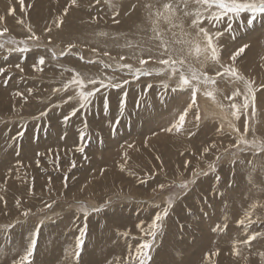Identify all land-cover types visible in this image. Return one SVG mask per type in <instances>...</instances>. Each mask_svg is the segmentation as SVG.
Wrapping results in <instances>:
<instances>
[{
	"label": "rangeland",
	"instance_id": "1",
	"mask_svg": "<svg viewBox=\"0 0 264 264\" xmlns=\"http://www.w3.org/2000/svg\"><path fill=\"white\" fill-rule=\"evenodd\" d=\"M164 2L100 0L97 4L96 0H77L72 5L71 0H25L22 8L19 0H0V29L9 30L0 42L9 38L26 40L31 35L29 26L39 37V41L27 40L29 52L9 53L8 47L23 46L10 43L0 50V68L5 69L0 74V264H11L22 255L36 228L39 236L33 264H74V257L68 253L85 225L79 264H123L129 246L134 251L147 239L141 227L147 229L155 214L167 206L169 196L174 197V203L151 249L153 259L149 264H210L207 254L217 251L211 264H264V239L257 238L250 246L237 243L252 233H264V207L259 206L264 204V154L230 147L238 143L240 134L229 127L230 122L234 123L243 132L247 121V138H264V87H260L264 85V15H258L252 25L239 28L235 39L226 34L221 41L225 65L231 63V52L248 45L235 67L246 80L255 82L256 116L248 119L250 108L236 120L227 107L225 97L236 89L245 92L244 81L215 77L211 66L204 67L194 51L189 55L190 45L170 44L178 51L184 50L182 54L192 69L208 71L217 83L201 84L198 107L188 112L184 130L169 133L164 129L176 122L191 102L190 91H171L176 78L167 73L156 75L154 71L136 80L127 70L114 71L117 63L141 67L137 56L148 60L144 67H162L148 59L147 49L152 48L155 54L159 44L152 39L155 17L149 12L161 9ZM149 4L151 9L145 7ZM197 7L193 0L188 10L194 12ZM60 17L63 23L57 27L55 21ZM191 19L180 15L174 22L183 23V31L188 32L192 31L188 27ZM158 29L168 41L173 39L172 32L180 39H190L179 28L169 31L163 19ZM100 32L107 36L98 35ZM69 44L76 45L71 52ZM104 51L109 55L104 56ZM41 55L45 64L40 65L43 71H37L32 65ZM101 60L113 68L96 63ZM77 72L86 84L89 78L107 83L109 76L121 83L127 78L129 83L122 90L101 89L109 97L107 113L98 93L88 110L81 109L65 123L64 117L79 106L80 89L76 85L64 89ZM162 83L169 85L168 90L162 88ZM92 87L87 84L85 90ZM207 90L213 91L216 99L204 95ZM17 92L23 96L15 95ZM124 92L126 107L121 116L118 101ZM69 96L74 98L68 100ZM209 99L221 102L225 111L208 106ZM242 100V95L236 98L237 103ZM200 101L206 103L202 110ZM41 112L47 115L41 116ZM194 112L200 115L199 121ZM85 120L88 136L81 141ZM21 132L23 135H18ZM81 146L83 152L77 150ZM205 148L209 150L205 152ZM217 156L221 157L219 161ZM210 163L216 165L215 171L209 170ZM194 170L207 175L193 177ZM193 179L195 183H189L187 190L175 186ZM160 184L166 187L160 189ZM254 203L257 207L252 210ZM97 208L101 210L92 211ZM250 210L252 223L240 225L238 221ZM25 211L29 212L26 217ZM185 254H195V259L186 262Z\"/></svg>",
	"mask_w": 264,
	"mask_h": 264
},
{
	"label": "snow or ice",
	"instance_id": "2",
	"mask_svg": "<svg viewBox=\"0 0 264 264\" xmlns=\"http://www.w3.org/2000/svg\"><path fill=\"white\" fill-rule=\"evenodd\" d=\"M193 2V0H166L162 4L161 9H156L154 12H149V16H154L155 19L152 21L153 28L152 32L154 36L152 39L158 40L159 44L156 46L157 51L153 54V49L148 48L147 51L149 53L148 59L153 60L156 64L161 65L162 67L159 69H153L151 67H144L148 64V60H145L139 56L135 57L137 59L139 65L141 67H134L131 63H117L114 67V71H125L131 75L134 79L139 80L142 76H151L155 71L156 75H162L167 73L169 77H175L176 83L175 86L171 88V91H190L191 94V102L185 107L179 114L178 119L176 122L172 123L170 127L165 128L164 131L166 132H173L175 130L177 133H180L184 130L185 120L188 115V112L192 110L194 107H198L197 105V93L201 90V84L204 85H216L217 80L215 77H232L236 80H242L245 84V92H241L240 89H236L231 93L230 96L225 97L229 101L227 107L231 111L232 116L235 117L236 120H240L241 115H243L247 110L250 108L252 109L250 116L248 119L250 120L251 117L256 116V100H257V91L258 89L254 87L255 82L251 80H246L237 70L235 67V62L237 58L240 57L245 50L248 48L247 44H244L238 48H236L231 54L229 55L228 59L230 60V64L225 65L223 63L222 58V38L227 34L230 38L235 39V32L239 28L248 27L254 23L258 15H264V0H194V3L198 6L196 10L189 11V4ZM21 7L23 8L25 5V0H19ZM77 0H71V4L75 5ZM96 3L99 4L100 0H96ZM111 3V0H109ZM114 7V5H113ZM135 8V5L132 6ZM146 8L151 9L153 6L151 4L145 5ZM10 11H15L14 9H10ZM68 12V8L64 9V14L66 15ZM248 13L249 16H244L242 14ZM118 15V13H117ZM183 15L184 17H192L190 23L188 25L189 29L192 31L184 32V25L183 23L177 24L174 21L177 19L178 16ZM227 22L225 23V18ZM3 19V17H0ZM163 19L169 25V31L175 28H179L181 30L182 35H186L190 37L188 40H183L178 38V34L176 32H172L173 39L171 41L165 40L163 33H161L158 29V24L160 20ZM118 23V21H116ZM56 26L60 27L63 23V18H58L55 21ZM205 24L208 26L206 27ZM51 28H47L46 31L51 32ZM8 28L4 27L0 29V38L5 37L8 33ZM28 32L31 35L27 36L26 40L17 41L15 38H9L6 41L0 42V50L5 49L6 44H22L23 46L17 47H8L7 51L11 52H20L26 53L31 51L27 44V40H35L39 41V37L36 36L35 32H33L31 26L28 28ZM194 32V36H193ZM98 35L100 36H107V33L100 32ZM170 44H188L191 46L189 50V55L192 54L194 51L195 56L197 59L200 60L201 64L204 67L211 66V69L215 72V77L209 75L208 71H197L192 69L191 65L187 62V57L184 56L183 49L179 51L176 48L170 46ZM37 47L40 45L37 44ZM128 47H133L132 44L127 45ZM76 45L69 44L68 45V52H71ZM92 51H96L95 48ZM61 55H67L66 52H62ZM104 56H108L109 52L104 51ZM51 58L55 60L56 53L54 51L51 52ZM202 58V59H201ZM80 59H83L81 56ZM120 60H124V57L121 56ZM102 65L103 68H113L112 64L104 63L102 60L97 61ZM45 64V58L43 55L39 56L38 62L32 65L37 71H43L40 65ZM16 68L20 69L23 72V68H21L20 64L15 65ZM187 67V71L185 68ZM222 69V71H221ZM5 71L4 68H0V74H3ZM7 83V80L5 81ZM129 80L127 78L123 79V82H117L114 76H109L107 78V83L104 79L101 78H89L87 80V84L93 85L90 90H85L87 84L85 80L81 77L80 73H76L75 76L64 85V89L66 90L69 85H76L80 91L78 93L79 98V106L74 108L69 115L64 117L65 123L70 119V117L75 116L77 112L81 109L88 110L89 106L93 105V101L97 99V94H100L102 98V107L105 113L109 111V97L105 92H101V89H123L124 84H128ZM96 85H99L98 87ZM148 88H151L152 85L148 84ZM260 87H264L261 85ZM162 88L164 90H168L169 85L167 83H162ZM29 92L32 90L29 89ZM56 91H60V89H56ZM17 96H23V93L17 92L15 93ZM204 95L216 99V96L213 91L207 90L204 92ZM243 96V100L240 103L236 102V98ZM126 97L127 92L123 93V98L119 99L118 101V108L120 111V115L124 114V110L126 107ZM74 97L69 96L68 100H72ZM67 103V101H65ZM41 116L47 115L46 112H41ZM194 118L196 121L200 120V116L198 113H193ZM119 123V120L116 121V124ZM229 127L236 133H239L238 143L231 145L230 147H235L240 151H252L254 155L256 154H264V138H253L248 139L247 133L249 130V124L246 121L244 124V131L241 132V129L237 127L234 123H229ZM223 125H221V129ZM191 134V133H190ZM18 135L22 136L23 133H18ZM88 136L87 132V121H84V130L80 133V140L83 141ZM243 145L244 147H240ZM128 147H132L131 144ZM212 147H215L213 145ZM80 152L84 151V147L81 146L77 149ZM209 149L205 148L204 151L207 152ZM227 151V149H226ZM125 157L127 158V152L124 153ZM233 157L236 156V153L232 154ZM221 159L220 156L216 157V161ZM39 163V162H37ZM235 163V160H233ZM249 163H252L251 161ZM187 164V162H186ZM72 167H75V161H72ZM123 167V166H122ZM209 170L215 171L216 165L214 163H210L208 165ZM262 170H264V166H261ZM255 168V165H253ZM204 174L207 175V172H197L196 170L193 171V177ZM250 178V177H249ZM217 180L220 177L217 175ZM189 183H195V180L191 181H184L180 184H176L175 186L181 190H187ZM160 189H164L166 187L165 184L158 185ZM155 191V189H154ZM3 198L0 197V200ZM19 206L20 201L16 202ZM174 197L169 196L167 200V206L163 207L158 211L154 218L151 221V224L147 226V229L142 228L140 225L137 227H141V231L144 232L145 237L142 243H139L134 251L131 250V246H129L128 251V258L123 262V264H149L152 261V255L150 254L151 249L153 248L155 241L157 239L158 233H160L163 229L164 221L169 215V210L173 206ZM260 207H264V204L259 205ZM51 207V205H49ZM157 208L160 206L157 205ZM257 207V204H252L251 209L254 210ZM101 209H92V211H100ZM250 210L246 213L245 218L238 221L240 225L248 226V224L252 223V215L253 211ZM88 212L85 211V217L87 216ZM23 215L26 217L29 215L28 211L23 212ZM247 221V224H246ZM86 225L84 229H81L80 236L76 240L75 247L71 249L68 255L74 257V264H79L81 251L83 250L84 246V237L86 235ZM220 226L218 225L217 228ZM124 235H127L125 233ZM39 236V228H36L35 231L32 233L28 246L24 249L22 255H19L18 258H14L11 261V264H33V256L37 248V240ZM257 238L264 239V233H252L247 236L246 239L243 241H237L238 244L242 243L244 245L250 246L252 241L257 240ZM236 255H239V250L234 249ZM213 255H218V251L216 253H209L206 256V259L211 264V257ZM264 256V253H261ZM111 264V262H109Z\"/></svg>",
	"mask_w": 264,
	"mask_h": 264
},
{
	"label": "bare ground",
	"instance_id": "3",
	"mask_svg": "<svg viewBox=\"0 0 264 264\" xmlns=\"http://www.w3.org/2000/svg\"><path fill=\"white\" fill-rule=\"evenodd\" d=\"M219 101V100H218ZM202 104H201V107H200V109L202 110L203 109V107L205 108V104L207 103V105L208 106H210L211 105V107H214L215 109H217L218 111H222L224 108L223 107H221V105H220V103L218 102H214L212 99H209L206 103L205 102H202V101H200ZM156 103V102H155ZM156 105V104H155ZM203 105V106H202ZM200 106V105H199ZM223 111H225V110H223ZM203 112V111H202ZM208 114V113H207ZM200 116V115H199ZM218 121V120H217ZM218 123V122H217ZM136 126V125H135ZM194 130V129H193ZM143 139V138H142ZM134 141V140H133ZM127 152H129V151H127ZM162 152V151H161ZM128 159V158H127ZM207 241V240H206ZM192 246V245H191ZM178 249V248H177ZM184 252L183 253H185L186 252V250H183ZM179 252V251H178ZM195 255V254H194ZM194 255H190V254H185L184 256H183V258H186L187 259V261L186 262H191V261H193L195 258H194ZM177 263V262H176ZM178 264V263H177ZM179 264H180V262H179ZM222 264H223V261H222Z\"/></svg>",
	"mask_w": 264,
	"mask_h": 264
}]
</instances>
